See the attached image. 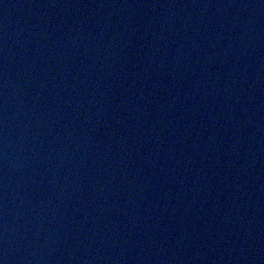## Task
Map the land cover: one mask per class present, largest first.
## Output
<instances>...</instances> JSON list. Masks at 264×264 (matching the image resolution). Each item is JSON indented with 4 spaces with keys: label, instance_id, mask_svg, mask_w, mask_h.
<instances>
[{
    "label": "water",
    "instance_id": "1",
    "mask_svg": "<svg viewBox=\"0 0 264 264\" xmlns=\"http://www.w3.org/2000/svg\"><path fill=\"white\" fill-rule=\"evenodd\" d=\"M0 264H264V0H0Z\"/></svg>",
    "mask_w": 264,
    "mask_h": 264
}]
</instances>
